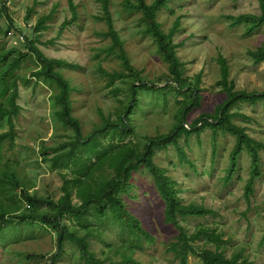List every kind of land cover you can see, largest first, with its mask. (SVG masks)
Listing matches in <instances>:
<instances>
[{"label": "rangeland", "instance_id": "374dc122", "mask_svg": "<svg viewBox=\"0 0 264 264\" xmlns=\"http://www.w3.org/2000/svg\"><path fill=\"white\" fill-rule=\"evenodd\" d=\"M71 3L76 6L78 18L60 29L62 23L73 14ZM3 5L6 12L0 17V28L8 27L10 16L18 27L24 29L21 31L17 27L8 36L0 31V47L16 46L28 50L27 35L33 36L28 27L33 26L42 15L52 13V18L47 22L48 28L40 33L38 46L49 57L63 58L77 65L74 70L65 69V76L83 85L82 91L73 94L76 98L74 114L80 118L83 133L91 128L94 121H99L98 108L105 114L115 109L118 104L116 99L125 92L118 91L115 95L105 87L106 81L98 71V64L101 62L104 68L112 70L119 68L120 61L116 55H107L102 51L110 44V39L100 34L107 26L97 17L102 12L97 0H4ZM30 8L32 11L29 13ZM261 11L259 0H171L169 7L159 12V20L165 30L171 27L176 17L182 16L181 29L175 34V42L181 44L178 56L185 63V75L189 79L195 81L197 75L201 74L202 99L200 105L187 113L188 123L203 112H213L227 96L218 84L221 78L219 55L228 61L235 89L264 91V61L257 63L248 53L249 49L264 45V23L248 32L245 23L233 24L227 17L228 14H260ZM111 12L133 65L142 71L144 78L158 80L161 74L168 71L167 63L151 38L139 33L138 15L126 12L122 0H111ZM22 34L23 38L20 37ZM36 66L35 57L29 56L18 70L30 78V83H20L18 103L21 112L16 119L17 138L13 148L6 143L3 158L12 161L21 179L33 184L30 191L57 200L61 195V173L69 170L52 167L39 149L42 144L53 145L72 139L75 132L53 114L50 96L57 91V87L54 83L33 77ZM115 84L126 86L120 80ZM189 97L190 94L183 91L140 90L139 107L131 115L133 139L141 142L146 136L169 131L181 106L179 100ZM231 110L246 114L235 117L234 121L245 126L250 135L264 141L263 100L259 99L255 104L240 100ZM7 127V123L2 124L0 132ZM181 141L184 143L183 139ZM234 142L232 134L220 133L213 156L211 128L207 127L199 135L190 136L185 143L196 169L177 161L172 147L159 151L156 161L166 166L168 174L177 181V186L181 188L179 195L184 202L195 201L214 210L202 216H180L179 220L187 230L193 231L200 224L217 228L222 233L227 255L242 250L243 255L254 264H264V150L260 152L262 175L256 179L254 193L249 200L245 196L251 164L247 151L241 153L239 169L233 178L227 183L222 180ZM132 180L134 187L122 196L130 211L141 218L143 226L155 238L153 243H145L136 257L143 264L175 261V255L169 248L178 230L164 220L165 204L159 197L153 178L147 171L140 170ZM77 200L74 196L73 201ZM64 220L75 227L78 225L76 219L68 216ZM118 231V227L111 225V228H105L104 237L108 235L116 243L119 240ZM90 242L96 256H100L102 250H107L106 238L102 241L94 234ZM195 244L206 245L202 240ZM208 247L214 246L208 244ZM56 249L54 231L50 233L39 227L38 223L28 225L16 222L0 238V264H49L47 258ZM20 251L37 256L27 259L19 254ZM77 251L75 245L67 240L65 253L55 264H84L74 254ZM42 254L45 258L40 257ZM188 264L201 262L193 253L189 255Z\"/></svg>", "mask_w": 264, "mask_h": 264}, {"label": "trees", "instance_id": "16d2710c", "mask_svg": "<svg viewBox=\"0 0 264 264\" xmlns=\"http://www.w3.org/2000/svg\"><path fill=\"white\" fill-rule=\"evenodd\" d=\"M101 6L102 19L107 28L100 34L110 39V44L102 49L107 55H116L120 66L116 69H106L101 62L98 71L106 81L105 87L117 95L124 91L123 96L116 99L115 109L105 114L97 110L99 121H94L91 128L83 133L79 116L74 114L76 98L74 92L82 91L83 85L73 82L65 76V69L74 70L77 65L63 58L49 57L38 46L41 31L48 28L47 22L52 13L42 15L28 29L33 36L27 35L26 48L16 46L0 47V126L7 123L6 130L0 132V238L10 225L26 223L48 232L56 233L57 249L48 256L49 264H55L66 250V241L70 240L78 250L74 254L84 261V264H143L136 257L138 250L145 243H153L155 238L142 224L139 216L132 213L122 194L128 193L134 187L133 177L144 170L154 180L159 197L165 204L164 220L177 228L176 239L170 242L176 260L165 264H188L190 254H195L201 264H254L243 251L234 252L231 256L224 251L222 233L214 227L198 225L193 231L187 230L179 217L202 216L214 212L210 207L195 201L184 202L179 195L180 187L177 181L168 174L166 166L159 165L156 156L159 151L172 147L177 155V161L188 164L196 169L193 159L189 158L185 143L193 134L199 135L207 127L211 128V143L213 156L217 150V139L220 133L232 134L234 146L229 152L228 164L224 168L222 180L227 183L239 169L240 155L247 151L250 155L249 177L245 184V196L250 200L254 193L256 179L262 175L261 150L264 141L249 134L247 128L237 124V116H246L243 112L231 110L238 101L244 100L255 104L259 99L264 102V91L246 92L235 89V81L230 78V66L223 55L218 56L221 78L218 84L226 93V98L216 106L213 112H203L188 123L187 113L194 106L200 105L202 89L201 74L195 81L185 75V63L178 56L179 43L175 42V34L181 29V15L176 17L168 30L159 20L162 8L169 7L171 0H122L123 9L138 15L139 33L149 36L156 50L167 63L168 71L161 74L158 80L144 78L142 71L136 68L125 49V41L116 29L111 12V0H97ZM261 13L249 12L237 15L228 14L233 24L245 23L247 31L251 32L264 23V0H259ZM0 0V17L6 12ZM73 14L65 20L60 29L72 24L78 18L76 6L71 3ZM31 8L29 13L31 12ZM8 15V14H6ZM10 21L6 29L0 31L10 35L18 26ZM21 31L24 28L18 27ZM248 53L255 62L264 61V45L257 49H249ZM29 56L37 61L32 76L54 83L57 91L51 94V110L62 124L70 126L75 132L72 139L53 145L42 144L40 153L45 161H50L54 168H66L69 171L61 173V195L56 200L44 196L37 191H30L32 183L19 177L18 170L10 159L5 160L3 153L6 143L13 148L16 138V119L21 112L18 103L20 83L28 85L30 78L18 70ZM117 80L126 83L120 87ZM160 83H164L160 86ZM183 91L189 93L188 99L179 100L181 106L175 114V121L167 132L146 136L141 142L133 139V123L131 115L139 107V91ZM184 140L182 143L181 140ZM78 200L73 201V197ZM76 219L78 225L67 224L64 218ZM114 225L118 227V241L114 243L107 235L105 228ZM110 232V231H109ZM108 232V233H109ZM8 233V232H7ZM97 235L100 240H108L107 250H102L100 256L91 247L90 239ZM202 240L206 245L195 244ZM208 244L214 247H208ZM27 259L37 255L19 253ZM43 255V254H42ZM45 258V256H40Z\"/></svg>", "mask_w": 264, "mask_h": 264}, {"label": "built area", "instance_id": "2783aa9c", "mask_svg": "<svg viewBox=\"0 0 264 264\" xmlns=\"http://www.w3.org/2000/svg\"><path fill=\"white\" fill-rule=\"evenodd\" d=\"M20 37L23 38L24 37L23 34Z\"/></svg>", "mask_w": 264, "mask_h": 264}]
</instances>
